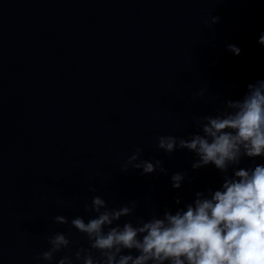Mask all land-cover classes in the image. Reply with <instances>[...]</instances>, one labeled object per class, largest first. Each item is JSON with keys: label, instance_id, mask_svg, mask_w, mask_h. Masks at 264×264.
Masks as SVG:
<instances>
[{"label": "water", "instance_id": "95a60500", "mask_svg": "<svg viewBox=\"0 0 264 264\" xmlns=\"http://www.w3.org/2000/svg\"><path fill=\"white\" fill-rule=\"evenodd\" d=\"M262 33L264 0H0V264H49L37 257L56 232L71 253L88 248L70 221L95 215L83 207L93 196L110 208L135 200L122 225L220 189L214 165L193 169L195 153L168 154L157 138H188L194 117L216 115L264 79ZM137 147L167 175L122 172ZM255 164L264 157L236 167ZM177 172L186 173L178 189Z\"/></svg>", "mask_w": 264, "mask_h": 264}, {"label": "clouds", "instance_id": "9594fccd", "mask_svg": "<svg viewBox=\"0 0 264 264\" xmlns=\"http://www.w3.org/2000/svg\"><path fill=\"white\" fill-rule=\"evenodd\" d=\"M219 19L211 17L210 23ZM258 43L264 45V33ZM228 48L237 55L241 51L236 45ZM193 119L197 132L188 138L160 135L156 147L168 154L177 149L195 153L193 169L214 165L223 173L220 189L197 191L193 202L175 212L166 208L162 216L153 214L147 220L137 216L135 224L127 220L122 225L118 223L122 217L136 213L137 202L110 208L101 196H93L83 207L95 215L87 221L82 216L70 221L85 234L89 247L73 254L72 242L56 232L48 237L50 247L37 260L51 264L56 253L69 249L57 264H264V164L236 167L244 157H264V79L249 83L242 98L227 100L216 115ZM143 151L137 147L121 171L132 168L142 169V175L155 171L167 175L161 160H141ZM185 178L183 172L172 174V187L180 188ZM89 190L97 189L90 186ZM53 219L57 224L69 223L64 215Z\"/></svg>", "mask_w": 264, "mask_h": 264}]
</instances>
